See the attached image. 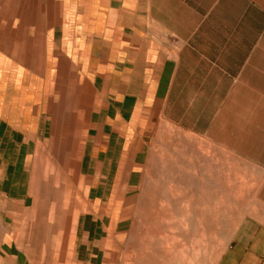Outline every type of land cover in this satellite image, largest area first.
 <instances>
[{
    "label": "crops",
    "instance_id": "crops-1",
    "mask_svg": "<svg viewBox=\"0 0 264 264\" xmlns=\"http://www.w3.org/2000/svg\"><path fill=\"white\" fill-rule=\"evenodd\" d=\"M263 67L264 0H0L1 163L14 164L18 194L39 160L58 164L63 154L56 169L70 178L63 199L44 196L42 214L23 215L45 220L42 232L54 237L42 260L60 255L66 230L70 259L86 245L81 264L110 261L106 243L127 222L113 230L108 209L116 189L129 186L121 176L147 154L159 108L174 106L181 90L197 99L215 82L244 83ZM260 231L256 245H234L218 264H264Z\"/></svg>",
    "mask_w": 264,
    "mask_h": 264
},
{
    "label": "rangeland",
    "instance_id": "rangeland-1",
    "mask_svg": "<svg viewBox=\"0 0 264 264\" xmlns=\"http://www.w3.org/2000/svg\"><path fill=\"white\" fill-rule=\"evenodd\" d=\"M245 78L244 83L216 84L220 76H213L208 94L197 92L194 99V92L181 90L174 106L163 113L159 108L148 126L147 154L136 156L139 169L120 178L129 186L119 189L114 182L113 192L118 189L108 209L113 230L127 226L117 242L106 243L116 259L113 251L105 252L111 260L101 264H218L228 248L256 245L254 233L264 230V73ZM254 78L260 89L252 88ZM58 159L61 164L37 162L31 183L26 177L24 194L17 193L14 164L4 165L0 159V264H47L42 254L49 247L54 251V237L42 232L45 220L23 215L42 214L44 196L65 197L63 181L70 178L67 171L56 169H63L65 156ZM30 187L37 192L36 202ZM121 190L127 192L119 194ZM31 227L32 249L26 241ZM63 232L62 251L50 258L52 264H81L88 247L79 250V260L71 261L69 234ZM72 236L73 247L77 235Z\"/></svg>",
    "mask_w": 264,
    "mask_h": 264
}]
</instances>
